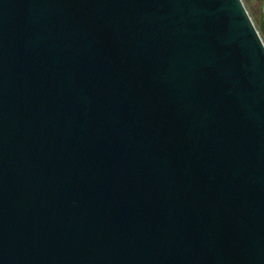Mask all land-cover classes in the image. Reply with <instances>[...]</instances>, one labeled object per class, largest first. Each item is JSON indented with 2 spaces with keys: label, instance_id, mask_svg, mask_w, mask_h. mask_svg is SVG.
<instances>
[{
  "label": "water",
  "instance_id": "obj_1",
  "mask_svg": "<svg viewBox=\"0 0 264 264\" xmlns=\"http://www.w3.org/2000/svg\"><path fill=\"white\" fill-rule=\"evenodd\" d=\"M242 0H0V264H264V12Z\"/></svg>",
  "mask_w": 264,
  "mask_h": 264
},
{
  "label": "flooded vegetation",
  "instance_id": "obj_2",
  "mask_svg": "<svg viewBox=\"0 0 264 264\" xmlns=\"http://www.w3.org/2000/svg\"><path fill=\"white\" fill-rule=\"evenodd\" d=\"M248 3L249 14L256 25L258 26L262 13L264 12V0H245Z\"/></svg>",
  "mask_w": 264,
  "mask_h": 264
},
{
  "label": "rangeland",
  "instance_id": "obj_3",
  "mask_svg": "<svg viewBox=\"0 0 264 264\" xmlns=\"http://www.w3.org/2000/svg\"><path fill=\"white\" fill-rule=\"evenodd\" d=\"M243 1V4H244V6H245V8H246V10H247V12H248V14H249V7H248V3L245 1V0H242ZM251 17V16H250ZM252 19V18H251ZM253 21V20H252Z\"/></svg>",
  "mask_w": 264,
  "mask_h": 264
},
{
  "label": "trees",
  "instance_id": "obj_4",
  "mask_svg": "<svg viewBox=\"0 0 264 264\" xmlns=\"http://www.w3.org/2000/svg\"><path fill=\"white\" fill-rule=\"evenodd\" d=\"M250 15V14H249Z\"/></svg>",
  "mask_w": 264,
  "mask_h": 264
}]
</instances>
